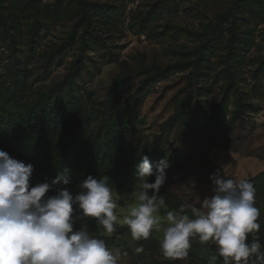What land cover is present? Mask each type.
Here are the masks:
<instances>
[{
	"label": "rangeland",
	"instance_id": "rangeland-1",
	"mask_svg": "<svg viewBox=\"0 0 264 264\" xmlns=\"http://www.w3.org/2000/svg\"><path fill=\"white\" fill-rule=\"evenodd\" d=\"M80 1L0 0V98L17 120V133L1 148L13 158L23 137L35 139L38 126L28 121L39 111L51 147L76 130L80 145L109 133L107 162L95 177L110 178L118 205L121 230L102 237L120 253L117 264H223L216 246L198 237L186 258L166 259L163 218L178 212L168 204L174 198L200 207L213 195L210 175L221 167L226 176L253 184L260 229L251 235L264 237V0ZM179 64L187 68L157 74L156 67ZM119 78L124 86L111 99ZM191 94L189 115L166 132ZM108 100L111 116L100 107ZM143 156L153 164L167 159L170 168L160 190L165 206L156 213L161 228L135 241L120 220L138 204L133 193L140 190L136 166ZM56 173L34 170L30 183ZM70 187L73 194L79 190ZM89 228L98 230L95 221ZM141 245L143 252H135Z\"/></svg>",
	"mask_w": 264,
	"mask_h": 264
},
{
	"label": "clouds",
	"instance_id": "clouds-1",
	"mask_svg": "<svg viewBox=\"0 0 264 264\" xmlns=\"http://www.w3.org/2000/svg\"><path fill=\"white\" fill-rule=\"evenodd\" d=\"M169 168L167 159L153 164L148 156L136 166L140 190L133 195L138 204L129 207L120 220L135 241L146 240L161 228L156 213L165 206L160 190ZM33 172L32 163L0 150V264H117L120 253L114 254L102 238L115 232L118 221L110 178L89 175L73 194L68 169L34 186L30 183ZM150 177L154 182H149ZM210 181L213 195L204 198L200 207L183 204L178 212L166 213L163 219L168 226L160 244L164 257L186 258L191 239L198 237L201 244L216 246L223 264H264V246L256 237L248 242L249 234L260 229L253 184L226 176L221 167L210 175ZM90 221H95L97 231L90 230ZM135 252H143V246Z\"/></svg>",
	"mask_w": 264,
	"mask_h": 264
},
{
	"label": "trees",
	"instance_id": "trees-1",
	"mask_svg": "<svg viewBox=\"0 0 264 264\" xmlns=\"http://www.w3.org/2000/svg\"><path fill=\"white\" fill-rule=\"evenodd\" d=\"M77 2L81 3L80 0H77ZM81 7L83 13L82 20L86 21L84 19H86L85 17L87 13H85L83 5H81ZM213 43L214 42H212L209 46L212 47ZM202 60L203 59L200 57L199 62H201ZM176 68H187V65L179 64L174 67L172 66L164 69L156 67V71L158 75H164L167 74L170 70ZM200 68V64H195L196 71L200 72ZM198 76L199 73H197L196 77L193 79L198 80ZM228 76L231 80V83H234L236 75L233 73H229ZM124 82L125 80L123 78L118 79L117 83L113 86L111 99L122 90ZM193 97L194 96L191 94L181 103L178 114L174 118L172 124L165 128L166 132L170 130L172 125L176 123H182L183 120L187 118V116L189 115L190 106L193 103ZM238 104V114L239 116H242L241 118H243L246 109L245 104L241 100V98H239ZM111 105V100L100 103V107L104 109L107 116H111ZM43 116V113L39 111L32 116V120L28 121L29 125L33 124L34 126H38V131L36 134L37 137L35 139H32L30 134H27L26 137H23L21 143L16 146L17 152L13 158L23 161L26 164L32 163L34 165L35 171H38L42 168L50 169L55 172H61L64 169H68L72 173L73 184L75 185H79V183L83 179H86L89 175H92L94 177L97 176L100 169L103 168L107 162L108 151L110 148L109 143H111V137L109 136V133L105 134V137H103V139H101L100 141L97 140L96 142H93L89 145H80V139L78 138L79 131L76 130L72 134L70 139L64 141V143L51 147L45 143V139L43 138L48 130L46 120ZM16 133L17 120L11 113L4 110L2 106V100L0 98V150H3L1 148L3 140H6ZM3 151L6 152V150ZM174 199L175 200L172 202L168 201V204L173 209L179 211L180 206L183 205V203L177 198ZM187 214L190 216V218H192L189 212H187ZM115 229V231L121 230L117 223L115 224ZM254 237L257 238L259 243L264 244V237L261 235L249 234L248 241L253 240Z\"/></svg>",
	"mask_w": 264,
	"mask_h": 264
}]
</instances>
